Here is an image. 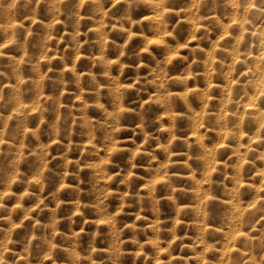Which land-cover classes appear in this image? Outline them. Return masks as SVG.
Here are the masks:
<instances>
[{
    "label": "rangeland",
    "instance_id": "obj_1",
    "mask_svg": "<svg viewBox=\"0 0 264 264\" xmlns=\"http://www.w3.org/2000/svg\"><path fill=\"white\" fill-rule=\"evenodd\" d=\"M259 32L264 0H0V264H264Z\"/></svg>",
    "mask_w": 264,
    "mask_h": 264
},
{
    "label": "bare ground",
    "instance_id": "obj_2",
    "mask_svg": "<svg viewBox=\"0 0 264 264\" xmlns=\"http://www.w3.org/2000/svg\"><path fill=\"white\" fill-rule=\"evenodd\" d=\"M250 2H252V1H250ZM257 5H258V4H257ZM260 11H261V10H260ZM256 12H257V11H256ZM262 14H263V13H262ZM244 27H245V26H244ZM244 27H243V28H244ZM262 28H263V27H262ZM248 29H250V27H249ZM256 29H257V28H256ZM253 30H254V29H253ZM259 34L263 35V34L260 33V32H259ZM258 37H259V36H258ZM261 38H262L263 40H262ZM261 38L259 39V40H261V41L263 42V48H261V50H264V35H263V37L261 36ZM261 41H260V43H262ZM261 47H262V46H261ZM261 53H262V52H261ZM263 53H264V52H263ZM257 54H258V53H257ZM261 55H262V54H261ZM250 56H251V55H250ZM258 56H259V55H258ZM255 57H256V55H255ZM257 58H258V57H257ZM255 59H256V58H255ZM258 59H259V58H258ZM257 67H258V66H257ZM258 68H259V67H258ZM258 68H257V69H258ZM257 69H256V71H257ZM253 70H254V69H253ZM260 74H261V72H260ZM260 74H259V75H260ZM259 77H260V76H259ZM260 79H261V77H260ZM263 80H264V79H263ZM257 81H258V80H257ZM257 81H256V82H257ZM256 84H257V83H256ZM259 84H260V82H259ZM255 86L257 87L258 85H255ZM260 86H261V89H259V91L264 90V83H263V81H261V85H259V88H260ZM257 88H258V87H257ZM255 89H256V88H255ZM258 93H260V92H257V94H258ZM247 104H248V105H247ZM253 104H254V103H253ZM253 104H251V103L249 102V103H246L245 105H247L248 107L251 106L250 108L252 109V107L254 106ZM256 107H257V106H256ZM246 108H247V107H246ZM247 109H249V108H247ZM254 109H255V108H254ZM256 111H257V110H256ZM249 112H252V111L249 110ZM254 112H255V111H254Z\"/></svg>",
    "mask_w": 264,
    "mask_h": 264
},
{
    "label": "snow or ice",
    "instance_id": "obj_3",
    "mask_svg": "<svg viewBox=\"0 0 264 264\" xmlns=\"http://www.w3.org/2000/svg\"><path fill=\"white\" fill-rule=\"evenodd\" d=\"M150 43H158V44H162V43H164V41H162V40H156V41H150ZM187 45H184V44H182L181 45V47H186ZM137 151H139V149H137Z\"/></svg>",
    "mask_w": 264,
    "mask_h": 264
}]
</instances>
